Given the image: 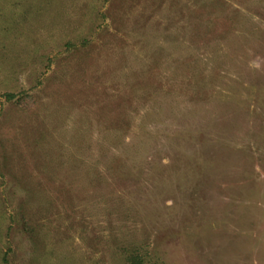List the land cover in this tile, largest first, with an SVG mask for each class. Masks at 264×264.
Segmentation results:
<instances>
[{
    "label": "rangeland",
    "instance_id": "374dc122",
    "mask_svg": "<svg viewBox=\"0 0 264 264\" xmlns=\"http://www.w3.org/2000/svg\"><path fill=\"white\" fill-rule=\"evenodd\" d=\"M140 258L264 264V0H0V264Z\"/></svg>",
    "mask_w": 264,
    "mask_h": 264
},
{
    "label": "trees",
    "instance_id": "16d2710c",
    "mask_svg": "<svg viewBox=\"0 0 264 264\" xmlns=\"http://www.w3.org/2000/svg\"><path fill=\"white\" fill-rule=\"evenodd\" d=\"M6 96H7L8 99H14L16 95L14 93H7ZM139 260H138L139 262L136 261L135 263L144 264L143 263V261H144L143 258H140Z\"/></svg>",
    "mask_w": 264,
    "mask_h": 264
}]
</instances>
